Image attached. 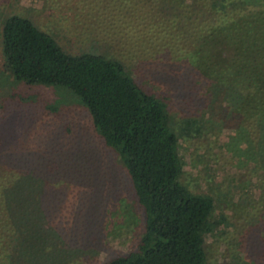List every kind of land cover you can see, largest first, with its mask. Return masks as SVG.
<instances>
[{
    "label": "rangeland",
    "instance_id": "obj_1",
    "mask_svg": "<svg viewBox=\"0 0 264 264\" xmlns=\"http://www.w3.org/2000/svg\"><path fill=\"white\" fill-rule=\"evenodd\" d=\"M192 1L0 0V142L42 144L50 156L56 151L52 157L61 164L60 176L50 180L52 205L78 206L77 222L92 226L84 236L74 232L75 240L90 242L81 264H104L136 249L143 208L127 168L77 94L4 73L2 31L11 14L32 18L70 52L120 60L143 87L165 97L180 139L182 181L215 199L211 219L222 222L207 236L209 260L264 264V178L248 181L252 166L246 144L237 140L225 87L216 89L187 59L200 46L196 18H213L210 10H194L199 1ZM258 158L264 164V143Z\"/></svg>",
    "mask_w": 264,
    "mask_h": 264
},
{
    "label": "trees",
    "instance_id": "obj_2",
    "mask_svg": "<svg viewBox=\"0 0 264 264\" xmlns=\"http://www.w3.org/2000/svg\"><path fill=\"white\" fill-rule=\"evenodd\" d=\"M197 1L193 9L210 10L213 18H196L200 46L187 59L216 89L225 87L237 140L246 144L252 166L248 181H258L264 178L258 158L264 143V0ZM2 35L4 73L71 89L130 174L145 216L143 236L136 249L104 264H215L206 242L222 222L211 219L215 199L182 181L180 139L166 98L143 87L116 58L68 51L28 16H7ZM34 148L0 142V264H81L90 242L75 240L74 232L84 236L92 226L77 222L78 206L52 205L50 180L60 176V162L52 157L56 151L50 156L42 144Z\"/></svg>",
    "mask_w": 264,
    "mask_h": 264
}]
</instances>
